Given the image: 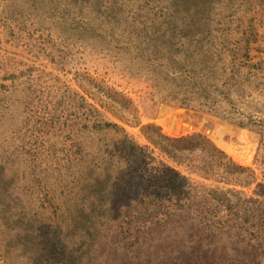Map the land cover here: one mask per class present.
I'll return each mask as SVG.
<instances>
[{
  "label": "rangeland",
  "instance_id": "1",
  "mask_svg": "<svg viewBox=\"0 0 264 264\" xmlns=\"http://www.w3.org/2000/svg\"><path fill=\"white\" fill-rule=\"evenodd\" d=\"M246 76L264 81V0H0V264H264V88L248 105ZM146 135L188 138L184 160L205 138L250 182Z\"/></svg>",
  "mask_w": 264,
  "mask_h": 264
},
{
  "label": "trees",
  "instance_id": "2",
  "mask_svg": "<svg viewBox=\"0 0 264 264\" xmlns=\"http://www.w3.org/2000/svg\"><path fill=\"white\" fill-rule=\"evenodd\" d=\"M228 49V48H227ZM209 50L206 51V53H208ZM211 53L216 57V59H220L221 56L224 54V52H221L220 47L219 48H215L211 51ZM213 64H215L214 61H212ZM215 65H213L212 67H215ZM251 68L254 69H258V66H251ZM195 72H193V75H190L189 78L191 80L196 79V75L197 77H199V79L201 80V84H203L204 80H206L208 74H212V70L209 69L207 66H204L203 68H200L198 71L194 70ZM188 73H190V71H188ZM254 78V77H253ZM255 79V78H254ZM212 80H209L208 82H211ZM242 84H244V86L250 88H246L243 87V95L245 97L246 102L249 104H251L254 101V90L258 89L260 87L264 88V81L258 82L257 84H253L248 77L246 76V78L242 81ZM223 99H228L230 102L232 101L231 99V95H229V92L224 93L223 95ZM256 104V102L254 103ZM132 111H128L126 116H123L122 114H117L116 112H112L113 115H115V117H117L120 121L124 122V123H128L133 121V116H131L132 118H129ZM262 113H264L262 111ZM86 125V124H85ZM84 125V126H85ZM108 127H112L115 129H118L121 131L122 128L117 124V123H113V122H104L103 120H99V119H93V121L91 122V129L90 130H97V131H102ZM123 138V137H122ZM146 138L152 142L153 144H155L156 146H159L160 149L166 153L169 157H171L173 160L177 161L178 163H185L187 166H189V168H192L194 170L197 171H202L205 173H210L212 175H217L219 177H224V178H228L230 181L240 184V185H245L247 183L250 182V178L252 177L250 172L244 168H241L239 166H236L235 164H233L231 162V160H229V158L226 157V155H224L223 152L219 151L209 140L205 139V138H197L198 141L195 143V146L197 145H201L202 147L200 149H196V147H192L190 148V152L193 151V153H195L196 151H199L198 154L195 155V157L192 160H184V158H182V156L180 155V149H181V145L185 144V143H189V139L188 138H175V139H171V140H164L166 141V144H162L161 142H159L160 144H158L156 141H154L150 135H146ZM164 139V138H161ZM98 146V145H97ZM200 154V155H199ZM197 159V160H196ZM187 161V162H186ZM170 197V196H168Z\"/></svg>",
  "mask_w": 264,
  "mask_h": 264
}]
</instances>
